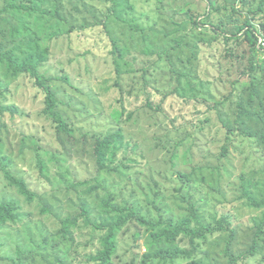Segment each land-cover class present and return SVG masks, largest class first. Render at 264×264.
Wrapping results in <instances>:
<instances>
[{
  "label": "rangeland",
  "instance_id": "rangeland-1",
  "mask_svg": "<svg viewBox=\"0 0 264 264\" xmlns=\"http://www.w3.org/2000/svg\"><path fill=\"white\" fill-rule=\"evenodd\" d=\"M262 1L0 0V53L51 80L71 131L56 132L27 75L0 65V164L39 197L26 202L0 171V203L17 207L0 264H95L111 206L179 219L184 197L235 232L182 237L176 249L192 255L164 259L149 227L128 222L108 264H264V54L219 34L246 21L264 34ZM116 132L136 162L99 170L95 140Z\"/></svg>",
  "mask_w": 264,
  "mask_h": 264
},
{
  "label": "trees",
  "instance_id": "trees-1",
  "mask_svg": "<svg viewBox=\"0 0 264 264\" xmlns=\"http://www.w3.org/2000/svg\"><path fill=\"white\" fill-rule=\"evenodd\" d=\"M264 3V0L262 1ZM13 8V7H11ZM24 9H32V7H23ZM4 11L10 10V7H5ZM194 26H199L196 23ZM264 29V25L262 26ZM200 28V26L198 27ZM256 27L252 25V21H246L243 27L228 29L227 31H215L221 34L223 37H226L231 40H237L240 36H244L247 40L248 46L256 53H261L258 49V35L255 29ZM230 30V31H229ZM229 33V35H227ZM24 61L19 62L13 51H6L0 53V65L5 66L6 72L14 76L18 75H27L34 83V87L38 90H42L45 94L44 99V110L43 115L52 120L55 125L56 132L58 134H71V131L67 128L65 121L63 120L61 114L57 111L55 94L51 92L50 89V79L45 78L43 75H40L37 71V65L23 63ZM251 71L253 72L256 69L255 63L250 60ZM59 81V79H55ZM61 81H64L61 80ZM147 104L146 108L149 110L157 109L152 107L150 104V95H147ZM146 98V99H147ZM2 108L0 107V112ZM131 146L126 143L123 136L119 133H112L105 136L103 139H96L95 145L93 147V158L95 161V166L99 170H104L107 172H118L121 169L128 170L130 166L136 162V158H131L129 156V151ZM137 154L135 157H138ZM0 171L3 173L4 178L9 182L10 185L14 186L20 195L28 203L39 199L38 195L30 190L25 182L21 178L14 177L9 169L0 164ZM182 178V177H181ZM183 182L185 180H182ZM184 203L186 204V214L179 219L175 217H170L167 219L161 218L159 221H154L151 219H146L138 215L133 209L119 208L116 206H111V209L115 211L116 218L115 221L106 224L105 222L101 223L97 227L100 229H105L106 234L103 236L101 241V246L99 250L92 255V262L95 264H108L112 255L114 254L116 242L115 234L117 231L126 225L128 222H136L138 225L147 226L152 231L150 235V241L153 245H157L155 255L160 258H176L179 255H192V250L185 251L178 247L176 249L177 240L183 237L190 238L192 245H195V240H206L208 235L221 233L224 231L234 233L235 230L232 227V223L229 220L228 216H221L214 219L212 222H209L203 215H201V209L197 206V203L191 202L190 198L184 197ZM109 206V204L107 203ZM42 205L43 212L48 210ZM17 217V207L11 202L0 203V226L15 220ZM64 230L72 224V219L67 218L63 222ZM161 243L174 245V247L163 246ZM245 256V255H244ZM240 257L239 259L243 258ZM247 257V256H246ZM238 259V260H239ZM238 260L233 264H237ZM189 264H201L198 261H192Z\"/></svg>",
  "mask_w": 264,
  "mask_h": 264
},
{
  "label": "built area",
  "instance_id": "built-area-1",
  "mask_svg": "<svg viewBox=\"0 0 264 264\" xmlns=\"http://www.w3.org/2000/svg\"><path fill=\"white\" fill-rule=\"evenodd\" d=\"M258 49L264 54V34L258 36Z\"/></svg>",
  "mask_w": 264,
  "mask_h": 264
},
{
  "label": "clouds",
  "instance_id": "clouds-1",
  "mask_svg": "<svg viewBox=\"0 0 264 264\" xmlns=\"http://www.w3.org/2000/svg\"><path fill=\"white\" fill-rule=\"evenodd\" d=\"M262 54V53H261Z\"/></svg>",
  "mask_w": 264,
  "mask_h": 264
}]
</instances>
